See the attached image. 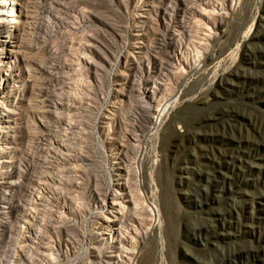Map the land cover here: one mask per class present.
<instances>
[{"label": "rangeland", "instance_id": "rangeland-1", "mask_svg": "<svg viewBox=\"0 0 264 264\" xmlns=\"http://www.w3.org/2000/svg\"><path fill=\"white\" fill-rule=\"evenodd\" d=\"M24 10L0 43L28 50L0 68V264H264V0Z\"/></svg>", "mask_w": 264, "mask_h": 264}, {"label": "bare ground", "instance_id": "bare-ground-1", "mask_svg": "<svg viewBox=\"0 0 264 264\" xmlns=\"http://www.w3.org/2000/svg\"><path fill=\"white\" fill-rule=\"evenodd\" d=\"M28 1V0H27ZM27 1H25V0H0V43H2V44H5V45H7L8 44V42H7V40H2V34H4V33H7V35H5L6 37H8V38H11V34H13L14 33V31H16L17 30V27H18V25H20L19 23L20 22H22L21 23V25L22 24H24L23 23V20L24 19H27V15L29 16V14L27 13V14H25L24 12H25V10H24V7H25V2H27ZM28 5V4H27ZM26 7H28V6H26ZM19 28V27H18ZM19 32V31H18ZM12 39V38H11ZM10 39V40H11ZM14 41V40H13ZM9 45V44H8ZM11 45V44H10ZM30 45V44H29ZM8 47H10L9 48V52H10V54H11V56L12 57H10L9 59H7V60H2L1 61V63H0V68H1V70L2 69H5V70H7V68L9 69L10 67H14V66H17V65H20V63H22V62H24L25 61V57H26V54H27V51H25L26 49H25V46L23 45V43H19V42H17V41H15V42H13V44L11 45V46H8ZM27 48V47H26ZM7 49V47L5 46V48H4V51ZM28 57V56H27ZM32 68V67H31ZM34 69V68H33ZM1 70H0V72H1ZM35 76H37V75H35ZM29 77H30V75H29ZM32 77V76H31ZM34 77V76H33ZM36 78V77H35ZM23 80V79H22ZM35 80V79H34ZM35 83V82H34ZM34 86V85H33ZM40 90V89H39ZM39 94V93H38ZM41 98V97H40ZM31 99V98H30ZM176 99H177V96L175 97H172V98H170L166 103H165V105L163 106V108L161 109L160 108V110L161 111H159V114H157L158 116H156L155 117V125H156V127L153 129V133H154V135H155V132H156V130H157V132H158V129H159V127H160V125H161V123H162V121H163V117L167 114V112L168 111H170V109L174 106V104H175V102H176ZM141 100V99H140ZM42 101V100H41ZM34 102V101H33ZM139 102V101H138ZM31 103V102H30ZM49 104V103H48ZM145 104V103H144ZM38 105V104H37ZM144 106H146V105H144ZM39 108V107H38ZM11 109V111H12V108H10ZM14 109V108H13ZM57 109V108H56ZM8 110V109H7ZM46 110V109H45ZM10 111V110H9ZM24 111V110H23ZM13 112V111H12ZM47 112V111H46ZM56 112V111H55ZM18 113V112H17ZM40 113V112H39ZM149 113V112H148ZM151 114V113H150ZM47 116V115H46ZM154 117V116H153ZM47 119V118H46ZM44 120V119H43ZM59 124V123H58ZM31 125H33V124H31ZM53 125V124H52ZM46 126V125H45ZM2 127V126H1ZM33 127H34V125H33ZM48 127V126H47ZM50 127V126H49ZM35 128V127H34ZM56 129V128H55ZM29 130H31V128L29 129ZM57 130V129H56ZM55 130V131H56ZM34 132V131H33ZM36 132V131H35ZM38 132V131H37ZM59 132V131H58ZM157 132H156V134H157ZM45 133V132H44ZM50 133V132H49ZM33 135H35V134H33ZM38 135V134H37ZM56 135V134H55ZM43 136V135H42ZM60 138V137H59ZM58 140V139H57ZM47 144V143H46ZM33 145H35V144H33ZM131 145V144H130ZM126 146V145H125ZM51 147H53V146H51ZM50 147V148H51ZM5 148V147H4ZM55 149V148H54ZM4 150V149H3ZM66 153V152H65ZM128 155V154H127ZM64 156V155H63ZM129 158V157H128ZM61 159V158H60ZM59 161V160H58ZM131 162H133V161H131ZM129 165V164H128ZM50 166V165H49ZM48 166V167H49ZM131 172V171H130ZM50 173H51V171H50ZM46 174H47V172H46ZM131 174V173H130ZM129 176V175H128ZM128 178V177H127ZM130 178H132V177H130ZM129 182H130V180L129 179H127ZM142 181V180H141ZM42 181H40V183H41ZM127 182V181H126ZM43 183V182H42ZM54 184V183H53ZM128 184V183H127ZM135 184H136V181H135ZM130 186H131V184H130ZM31 187V186H30ZM35 187V186H34ZM132 187H135V186H132ZM138 187V186H137ZM131 188V187H130ZM129 188V189H130ZM136 188V187H135ZM135 188H133V189H135ZM32 189V188H31ZM133 189H131V190H133ZM139 190V189H138ZM136 191V190H135ZM134 191V192H135ZM136 193V192H135ZM137 193H138V191H137ZM115 194V193H114ZM120 194V193H119ZM130 194H132V196H134L133 195V193H130ZM140 194V193H139ZM42 195V194H41ZM107 196V195H106ZM139 196V195H138ZM43 197V196H42ZM78 197V196H77ZM136 198V197H135ZM31 200V199H30ZM26 201V200H25ZM137 201V200H136ZM116 202V201H115ZM137 203V202H136ZM36 204V203H35ZM149 205H148V208H149V210L148 211H150L151 213H152V215L154 216L153 217V219H151L150 221L152 222L153 221V224H152V227L155 225V223H156V221L158 220V217H160V210L158 209V207H155V205L153 206L150 202L148 203ZM136 206H137V204H136ZM146 206V205H145ZM138 207V206H137ZM35 208V207H34ZM124 208V207H123ZM146 208H147V206H146ZM40 209H42V208H40ZM137 209V208H136ZM136 209H135V213H136ZM124 210V209H123ZM130 210H133V209H130ZM145 210V209H144ZM111 211L112 210H110V213H111ZM138 211V210H137ZM122 212V211H121ZM124 212L126 213V211L124 210ZM139 212V211H138ZM144 212V211H143ZM131 213V212H130ZM140 213V212H139ZM138 213V214H139ZM144 213H146V212H144ZM128 214V213H127ZM133 214H134V212H133ZM137 214V215H138ZM126 215V214H125ZM129 215H131V214H129ZM136 215V214H135ZM140 215H142V214H140ZM147 215V214H146ZM146 215H144V216H146ZM41 216V215H40ZM106 216V215H105ZM143 216V217H144ZM147 216H149V214L147 215ZM113 218H116V216H112ZM127 217H129V216H127ZM140 217V216H139ZM151 217V216H150ZM1 219V218H0ZM105 219H107L106 217H105ZM109 219V218H108ZM118 219V218H117ZM142 219V218H141ZM144 219V218H143ZM149 219V218H148ZM26 220V219H25ZM24 220V221H25ZM115 220L116 219H111V220H109V222H113V224H109V231L111 232V234H114L115 232H116V227H115ZM124 220V219H123ZM107 221V220H106ZM65 223V222H64ZM24 226V225H23ZM37 229V228H36ZM20 230V229H19ZM102 233V232H101ZM134 238V237H133ZM44 240V239H43ZM135 240V239H134ZM14 243V242H13ZM135 244V243H134ZM25 245V244H24ZM130 245V244H129ZM19 246V245H18ZM34 246V245H33ZM120 247H122V245L120 246ZM136 247V246H135ZM123 248V247H122ZM14 249V248H13ZM22 249V248H21ZM136 249V248H135ZM30 250V249H29ZM134 251V250H133ZM131 252H132V250H131ZM136 252V251H135ZM54 253V252H53ZM133 253V252H132ZM18 254V253H17ZM37 254V253H36ZM12 255V254H11ZM45 255V254H44ZM55 255V254H54ZM117 255H119V254H117ZM52 256V255H51ZM53 258V257H52ZM136 258V257H135ZM132 259V258H131ZM130 259V260H131ZM36 260V259H35ZM34 260V261H35ZM58 260V259H57ZM33 261V262H34ZM14 262V261H13ZM21 264V263H20ZM23 264V263H22Z\"/></svg>", "mask_w": 264, "mask_h": 264}]
</instances>
